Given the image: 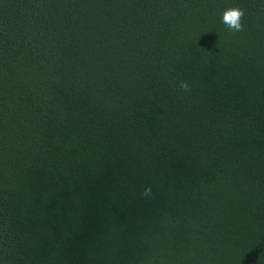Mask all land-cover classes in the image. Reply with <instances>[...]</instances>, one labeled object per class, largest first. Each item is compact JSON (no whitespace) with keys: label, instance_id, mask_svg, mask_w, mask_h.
Masks as SVG:
<instances>
[{"label":"trees","instance_id":"1","mask_svg":"<svg viewBox=\"0 0 264 264\" xmlns=\"http://www.w3.org/2000/svg\"><path fill=\"white\" fill-rule=\"evenodd\" d=\"M0 264H264V0H0Z\"/></svg>","mask_w":264,"mask_h":264},{"label":"clouds","instance_id":"2","mask_svg":"<svg viewBox=\"0 0 264 264\" xmlns=\"http://www.w3.org/2000/svg\"><path fill=\"white\" fill-rule=\"evenodd\" d=\"M243 16L244 12L241 8L230 7L223 11L221 21L229 31L233 33H238L243 31ZM180 87L186 90L188 85L185 82H181ZM150 191V188H146L145 195L150 194Z\"/></svg>","mask_w":264,"mask_h":264}]
</instances>
